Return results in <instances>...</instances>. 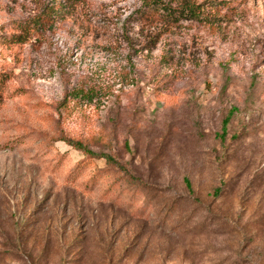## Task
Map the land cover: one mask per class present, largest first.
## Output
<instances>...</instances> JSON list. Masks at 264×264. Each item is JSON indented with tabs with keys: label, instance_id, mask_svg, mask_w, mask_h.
<instances>
[{
	"label": "rangeland",
	"instance_id": "obj_1",
	"mask_svg": "<svg viewBox=\"0 0 264 264\" xmlns=\"http://www.w3.org/2000/svg\"><path fill=\"white\" fill-rule=\"evenodd\" d=\"M152 1L0 0V264H264V0Z\"/></svg>",
	"mask_w": 264,
	"mask_h": 264
},
{
	"label": "trees",
	"instance_id": "obj_2",
	"mask_svg": "<svg viewBox=\"0 0 264 264\" xmlns=\"http://www.w3.org/2000/svg\"><path fill=\"white\" fill-rule=\"evenodd\" d=\"M84 0H64L65 3H61L59 7H55L54 5L48 9V12H44L42 15L37 16V31L41 30L44 25H47L54 18L61 13L66 7H75L78 3ZM200 6H193V7H173L171 5L166 4L162 0H154L150 3H145L141 10L139 11L138 17L141 20L146 19H153V20H161V22L169 23H179L181 21H201L205 16L200 10ZM232 117V112L229 114L228 117L225 118L222 124V133L219 135V138L222 144L225 142V136L227 134L228 125L230 123ZM70 145L76 148L78 151L83 152L85 155H88L92 158L95 156L92 152H90L82 143L79 142H69ZM101 158L106 159L108 163H113L114 159L109 156H102ZM221 192L220 188L215 190V196L218 197Z\"/></svg>",
	"mask_w": 264,
	"mask_h": 264
}]
</instances>
